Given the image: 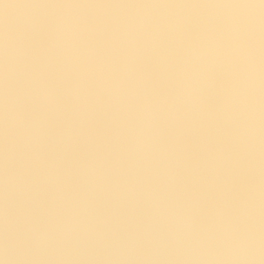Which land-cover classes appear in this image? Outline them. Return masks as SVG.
Returning a JSON list of instances; mask_svg holds the SVG:
<instances>
[{"label":"crops","instance_id":"obj_1","mask_svg":"<svg viewBox=\"0 0 264 264\" xmlns=\"http://www.w3.org/2000/svg\"><path fill=\"white\" fill-rule=\"evenodd\" d=\"M231 2L174 0L164 6L158 0H0V69L5 41L25 42L30 45L25 67L39 71L55 89L57 106L37 149L42 170L48 173L47 166L55 165L50 179L59 180L60 171L75 162L84 174L96 176L97 164L104 161L112 186L118 177L122 180L123 189L116 192L125 204L130 194L151 193L153 181L167 185L174 204L179 201L191 214L188 241L218 243L227 264H264V3L246 0L255 25L250 49L243 53L251 52L245 82L239 68L242 54L225 27V8ZM45 9L71 13L79 21V31L55 60L39 59L47 48ZM135 16L162 27L156 57L139 50L128 25ZM184 44L189 47L184 76L200 88L195 116L159 103L141 106L140 96L151 94L153 81L166 78ZM218 76L222 92L214 83ZM102 146L105 153L99 151ZM192 150L210 167L196 206V230L194 204L181 176ZM27 168L26 178L33 179L35 172ZM89 179L80 183L94 196ZM234 218L244 221V229ZM239 232L253 237L258 250L227 251L228 238Z\"/></svg>","mask_w":264,"mask_h":264},{"label":"rangeland","instance_id":"obj_2","mask_svg":"<svg viewBox=\"0 0 264 264\" xmlns=\"http://www.w3.org/2000/svg\"><path fill=\"white\" fill-rule=\"evenodd\" d=\"M3 88L1 84L0 236L3 235L8 214L15 218L22 229L29 220L40 219L74 226L71 240L63 243L60 251L37 253L16 264H227L224 253H218V243L200 239L188 241L186 231L191 214L179 201L174 204L175 195L168 194L167 185L154 184L153 181L149 187L152 194L135 192L129 195V202L125 204L116 192L123 189L122 180L118 177L119 182L112 186V176L107 175L104 161L97 164L98 177L84 174L80 170V163L75 162L69 167H75L74 171L62 170L59 180L49 178L47 183H43L42 179L48 173L42 170L41 161L36 160L27 165L29 171L32 169L35 172V177L28 179L31 191L24 192L21 189L9 199L4 185L7 171L4 154L8 133L3 123ZM14 133L12 135L16 138ZM99 151L105 153L106 149L102 146ZM23 163L24 158L21 156L20 163L16 165L18 170H21ZM27 166L22 169L24 175L28 173ZM181 176L184 186L182 171ZM88 178L93 183L94 196L87 189L88 186L81 184ZM173 187L176 184L172 183ZM186 195L194 204L196 230L200 217L196 206L204 196V191L198 199L188 193ZM170 198L174 199L172 204ZM121 242L127 244L124 251L119 250Z\"/></svg>","mask_w":264,"mask_h":264},{"label":"clouds","instance_id":"obj_3","mask_svg":"<svg viewBox=\"0 0 264 264\" xmlns=\"http://www.w3.org/2000/svg\"><path fill=\"white\" fill-rule=\"evenodd\" d=\"M264 3V0H261ZM45 33L47 48L40 60H55L66 51L68 39L79 31V21L71 13L62 10L45 9ZM255 18L253 8L246 0H232L225 8V27L230 34L232 44L241 53L239 68L241 79L247 81L250 72V41L254 30ZM37 32L40 28L37 27ZM30 45L22 41L7 40L3 45L4 62L0 69L3 80V123L8 133L4 159L7 166L4 185L11 197L21 189L31 191V183L24 175V169L36 160L37 151L47 136V119L49 113L57 106L55 89L46 82L42 74L25 67V56ZM195 91V87L193 88ZM18 132L19 139L12 133ZM21 156L24 163L21 170L16 165ZM48 175L43 179L47 183L55 170L49 164ZM74 226L50 220H29L22 229L15 218L8 214L5 219L3 235L0 236V264H16L34 254L48 251H60V246L71 240ZM227 251L233 254H244L257 251L253 237L243 232L231 235L226 242ZM127 249L126 242L120 243L121 251Z\"/></svg>","mask_w":264,"mask_h":264},{"label":"built area","instance_id":"obj_4","mask_svg":"<svg viewBox=\"0 0 264 264\" xmlns=\"http://www.w3.org/2000/svg\"><path fill=\"white\" fill-rule=\"evenodd\" d=\"M130 3L134 0H124ZM161 5L170 6L174 0H158ZM128 25L136 36L139 50L146 57H156L162 46L163 29L160 25L150 23L143 16L129 17ZM189 47L184 44L180 50L181 57L167 72L165 79H158L151 83V94L142 95L139 100L141 106L159 103L163 106L179 109L188 117H194L197 110V99L200 88L193 81L186 79L184 71L188 62ZM219 92L224 90L220 76L214 79ZM195 87V91L193 88ZM197 150L188 153L182 166L184 187L186 192L195 199L203 195L202 184L209 172V164L200 162ZM234 223L239 228L245 227L240 218H234Z\"/></svg>","mask_w":264,"mask_h":264},{"label":"bare ground","instance_id":"obj_5","mask_svg":"<svg viewBox=\"0 0 264 264\" xmlns=\"http://www.w3.org/2000/svg\"><path fill=\"white\" fill-rule=\"evenodd\" d=\"M127 3V2H126ZM139 15H141V14H139ZM156 69V68H155ZM158 75V74H157ZM159 76V75H158ZM152 77V76H151ZM159 78V77H158ZM150 83V82H149ZM224 84V83H223ZM150 86V85H149ZM151 87V86H150ZM149 88V87H148ZM143 95V94H142ZM141 97V96H140ZM138 104V103H137ZM143 108V107H142ZM145 108V107H144ZM195 116V115H194ZM201 162V161H200ZM210 168V167H209ZM203 190H204V188H203ZM203 198V197H202Z\"/></svg>","mask_w":264,"mask_h":264}]
</instances>
